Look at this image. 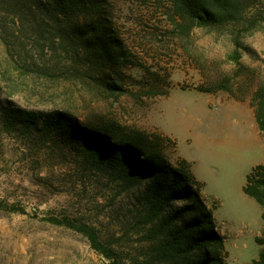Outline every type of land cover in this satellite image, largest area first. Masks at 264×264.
<instances>
[{
    "label": "rangeland",
    "instance_id": "374dc122",
    "mask_svg": "<svg viewBox=\"0 0 264 264\" xmlns=\"http://www.w3.org/2000/svg\"><path fill=\"white\" fill-rule=\"evenodd\" d=\"M247 2L238 23L185 35L168 0H104L125 54L106 65L69 30L83 16L58 24L54 0H0V264H109L79 228L93 230L119 264H180L163 257L160 239L185 201L148 221L152 178L132 181L108 157L86 153L83 140L44 133L43 115L54 110L81 127L143 132L173 166L185 158L222 238L217 264L258 257L262 210L243 186L264 163L253 102L264 85V0ZM9 108L37 120L9 123Z\"/></svg>",
    "mask_w": 264,
    "mask_h": 264
},
{
    "label": "trees",
    "instance_id": "16d2710c",
    "mask_svg": "<svg viewBox=\"0 0 264 264\" xmlns=\"http://www.w3.org/2000/svg\"><path fill=\"white\" fill-rule=\"evenodd\" d=\"M54 1L56 3L53 18L58 24L79 16L86 19L79 23L74 18L73 27H69V30H73L72 34L84 41L94 57L106 65L112 61L124 62L125 54L118 45V39L106 26L102 6L104 0ZM168 1L172 7L175 26L185 35H188L193 27L218 28L238 23L249 6L247 0ZM257 27V22L254 21L246 31ZM233 39L238 46V37ZM196 89L204 92L215 91L214 87L203 89L200 86ZM253 102L255 122L264 136V85L257 87ZM6 118L9 123L18 120L29 127L36 122L37 113L32 110L9 108ZM42 122L44 133L50 134L61 129L65 136L83 140L87 143L85 149L89 151L84 150L86 153L93 157H108L116 170L126 178L138 181L142 177L150 176L152 180L146 189L148 221L156 219L174 201H185V204L166 220L167 231L160 239L163 257L180 261V264H217L219 252L223 249L222 238L215 230L212 209L200 197L201 182L193 175L189 161L179 158L177 166L171 165L160 154L149 136L135 129L120 130L114 124L102 125L99 128L81 127L71 116L58 110L44 114ZM243 191L261 207L264 222V163L255 165L246 175ZM181 216L186 218L180 226H172L174 220ZM79 229L87 235L93 248L110 259L109 264H119L111 255V250L99 242L93 230ZM255 242L263 246V249L258 257L248 264H264V237L256 236Z\"/></svg>",
    "mask_w": 264,
    "mask_h": 264
}]
</instances>
